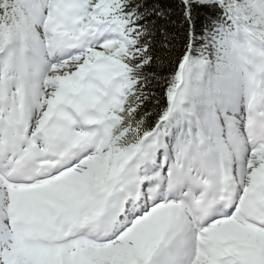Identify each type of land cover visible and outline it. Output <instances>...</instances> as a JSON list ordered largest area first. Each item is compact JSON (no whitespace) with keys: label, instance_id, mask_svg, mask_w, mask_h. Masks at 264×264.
<instances>
[{"label":"snow or ice","instance_id":"obj_1","mask_svg":"<svg viewBox=\"0 0 264 264\" xmlns=\"http://www.w3.org/2000/svg\"><path fill=\"white\" fill-rule=\"evenodd\" d=\"M0 264H264V0H0Z\"/></svg>","mask_w":264,"mask_h":264}]
</instances>
